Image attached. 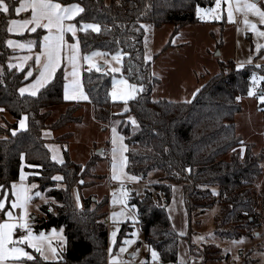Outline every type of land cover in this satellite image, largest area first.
<instances>
[{
  "label": "trees",
  "instance_id": "1",
  "mask_svg": "<svg viewBox=\"0 0 264 264\" xmlns=\"http://www.w3.org/2000/svg\"><path fill=\"white\" fill-rule=\"evenodd\" d=\"M9 13L0 12V114L12 119L0 125V184L9 190L25 168L29 182H37V189L53 198L39 206L41 214H32L31 228L35 232L51 228L63 229L66 243L60 251L62 260H43L30 246L27 251L35 261L24 264H106L108 259V227L106 225L107 198L97 202L94 196L82 198L78 206L73 188L84 186L83 176L93 174V168L102 159L97 152L84 163H76L64 149V163L51 159V152L43 130H59L71 123L81 122L79 112L84 101L64 99L65 75L60 67L51 81L36 96L19 88L31 77L27 68L10 67L13 50L8 46L9 20L17 17L14 10L18 0H6ZM59 3H79L85 11L73 19L77 23H97L100 32L78 30L83 54L93 51L124 55L122 74L144 85V91L127 105L112 100L110 91L114 74L95 69L83 71V82L89 95L87 102L94 106L95 117L108 121L118 119V129L127 145V170L138 176L139 182L129 185L128 204L134 208L145 243L159 253V264H180L178 258L180 235L173 226L168 206L173 198V183H181L189 214L220 202L215 218V233L223 238L247 235L252 227L261 225L258 198L264 202V191L257 192L256 181L263 174L264 154H255L238 133L236 114L242 110V99L248 94L252 77L264 76V65L247 64L239 67L233 59L220 64V71L211 76L190 101L154 100L153 85L158 82L145 62V23L161 26L177 25L176 31L187 23L199 21L198 6L212 5L214 0H58ZM81 17L83 18L81 20ZM80 22V23H78ZM45 29L25 33L23 39H34L40 49ZM231 66V67H229ZM27 77V78H26ZM264 88V82L259 84ZM237 97H240L238 100ZM61 114L50 121L57 107ZM121 107L115 111L114 107ZM127 107V111L125 108ZM258 108L264 112V103ZM27 117V127L18 128V122ZM129 117H134L133 125ZM3 118H5L3 116ZM16 134L13 135V131ZM66 132L55 138L65 140ZM245 145L243 155L241 147ZM240 149V150H239ZM104 149L102 150V152ZM21 154L24 159L21 160ZM41 165L42 167H28ZM190 169V171H189ZM162 171L156 181L145 182L147 175ZM35 173H39L36 175ZM61 174L63 185L58 186L52 177ZM139 183V184H138ZM217 189L218 191L213 192ZM2 196V192H1ZM122 225L118 235L120 244L131 234H124ZM214 245V244H213ZM198 247V251L196 248ZM211 244L197 246L190 240V253L200 258L196 263L218 262L224 257L221 248L208 258ZM196 251V252H195ZM205 252V253H204ZM149 255L147 256V262ZM200 260V261H199Z\"/></svg>",
  "mask_w": 264,
  "mask_h": 264
},
{
  "label": "rangeland",
  "instance_id": "2",
  "mask_svg": "<svg viewBox=\"0 0 264 264\" xmlns=\"http://www.w3.org/2000/svg\"><path fill=\"white\" fill-rule=\"evenodd\" d=\"M255 2H257L261 8H264V0H255ZM197 8H215V0L212 5L198 6ZM201 15H203V13ZM220 16L221 18L218 20L212 19L210 16L205 17L204 19H202L201 16H198V22L180 25L181 27L178 31H176L177 25L171 23H165L161 26H154L150 23L144 24L149 26L147 29L144 28V57H146V55L152 57L151 60L145 58V62L148 63L151 74L153 75V73H155L153 76L158 79V82H156L152 88V97L154 100L160 98H165L171 101L192 100L202 85L206 83L211 76L220 71V64L222 61L226 63L227 60L233 59L236 61L237 65H264V48H261L260 50H257L256 48L258 43L264 44V37H258L252 32L249 26H246L243 23L245 14L240 11H234V19L229 21L227 18V4L222 0ZM247 19L256 23L261 30H264V24L260 23L259 17L255 14L248 13ZM70 22L74 23L73 20ZM65 39L68 43H74L78 39V31L76 37H72L71 33H66ZM217 51L220 52L219 55L217 54ZM80 54L81 57L85 55L81 51V46ZM94 59L99 65H101V71H110L111 67L119 66L115 61H112L111 54L98 56ZM105 61L112 62L111 64H106ZM123 66L124 58L122 60V71ZM85 68L89 69V65L81 58L79 81L83 87L84 93L87 94L89 99V95L83 82V71ZM63 71L64 75L66 71L68 73H71L72 71L71 65L67 63L66 59L64 61ZM113 74V78L115 79H119L121 76V73ZM123 77L126 78L129 83L141 84L128 79L124 75ZM73 80L74 78L71 75H68L67 79H65V84L67 83L70 86V93L73 91ZM261 88L263 87L257 85V93H259ZM112 89L113 83L111 91ZM138 95H136V97ZM88 99L73 100L86 102L84 103L83 108L78 112L82 115V121L71 123L59 129L57 132L59 136L64 135L66 132H71V135L68 138L65 140H58L57 142L62 145L63 150L66 149L70 152V155L76 160V163L86 162L97 152L98 148H103V152H108L113 148V144L111 143L113 127L117 129L119 135L123 136L118 129L119 120H98L95 117L94 106L90 102H87ZM131 100L132 99L128 100L127 104ZM116 101L122 102L123 105L121 106L127 105L124 101ZM259 101L258 94L253 96L247 94L244 96L242 99V110L236 114L235 121L238 133L242 136L244 143L253 147V153L264 154V112L258 108ZM63 107H57L56 111L53 112V115L50 118L51 122L57 119L61 114ZM114 108L115 111L121 109V107L117 106ZM5 119L7 121L10 120L9 118ZM5 119L0 117L1 126L6 125ZM245 147L246 146L243 145L240 148L242 152ZM103 152H101L102 157L100 158L102 160L93 168V174L89 172V175L83 176L85 185H76L73 188L76 203L78 206H82V198L87 196H94L97 199V202L107 198L105 206L107 214L105 221L109 234L108 259L106 264H113L112 258L114 256L119 257L117 264H158L159 259L153 261L151 258L152 248L149 247L143 239V232L139 224H137L136 212L134 208L128 204V196L126 204H121L119 202L115 204L113 203V193L115 192L119 198L121 188L111 186V182L120 183L121 185L122 183L119 180L112 179L110 156L108 155L105 157ZM262 165L263 174L255 183V189L257 192L264 191V160ZM124 171L128 176H134L128 172L127 167H125ZM161 174L162 171L160 170L152 171L147 175L144 181H156ZM55 176L62 175L57 173ZM139 180L140 178L138 180H131L127 177L123 179V187L128 191V194L129 185L137 183ZM56 182L58 186L63 185L60 180ZM33 184L38 186L37 182H33ZM35 189H37V187ZM215 191L217 192L218 190L215 189ZM35 192L37 191L35 190ZM38 192H40L42 196L36 198H42L43 203L53 200V198L46 195V192ZM257 202L261 206L264 204L259 198ZM186 205L182 184L173 183V198L168 206V211L173 221V226L180 235L178 252V258L181 262L180 264H207L200 262L196 263L199 258L200 260H203V257L201 258L199 256L197 259L195 256L198 254L191 255L190 240L197 246L211 244V253L207 255L208 258L210 256H215V249L221 248L224 257L220 258L218 262H209L212 264H264L263 210L259 212L258 217L259 221L262 222L260 226L252 227L251 231L243 237L223 238L215 233V218L220 212V202L207 208L204 212L197 209L192 214H189ZM13 211L15 214H20V210L18 209ZM121 211H124V216L113 217L112 214L114 212L119 213ZM35 214H41V211L39 210L35 212ZM30 221L31 220L29 219V224L31 223ZM122 225L125 226L124 234L131 235L126 237L119 244L118 235ZM21 231L24 232L23 229H21ZM55 231L56 233H60V231ZM114 231L116 232L115 238H113L112 235ZM42 233L49 237L52 247H56L58 251L61 250V241L58 236L51 233ZM23 234L26 233L24 232ZM33 234L38 236L40 232L38 234L33 231ZM200 237H203V239H200ZM126 240H131L133 243L125 244L124 242ZM19 246L25 247V250L27 251L29 245L22 244ZM122 247L126 248V251L120 252ZM196 251H198V247L196 248ZM148 255L149 262H147Z\"/></svg>",
  "mask_w": 264,
  "mask_h": 264
},
{
  "label": "snow or ice",
  "instance_id": "3",
  "mask_svg": "<svg viewBox=\"0 0 264 264\" xmlns=\"http://www.w3.org/2000/svg\"><path fill=\"white\" fill-rule=\"evenodd\" d=\"M222 0H215V8L201 9L197 8V15L201 16L202 19L210 16L212 19H220ZM227 4V18L229 21L234 19V11H240L245 14L243 23L249 26L258 37H264V30H261L256 23H253L247 19L248 13H253L259 17L260 23L264 24V8H261L255 0H224ZM16 13L31 10V16L28 19L17 20L12 19L9 21L7 31L9 33H18L23 31H30L33 33L37 32V29L47 30V34L43 36V43L40 45L42 51L35 54V63L39 65L37 68L38 75L35 77L31 84L26 85L19 89L21 95L29 93L32 96H36L38 91L44 87L54 76L56 70L61 66V63L66 59L67 63L71 65V73L65 72V79L68 75H71L74 80L72 81L73 91L69 92V84L64 86V99L66 100H87L88 96L83 91V87L80 84V60L81 58L89 65V71L93 68L97 72L101 71V65H99L95 57L110 55L109 53L93 51L81 57L79 40L77 39L74 43H68L65 39L66 33H71L72 37H76L77 31L87 32L89 29L100 32L101 26L97 23H80L79 29L77 23H72L75 17L80 16L85 9L79 3H68L62 4L58 0H19V6L14 7ZM10 4L6 0H0V12L9 13ZM203 13V15H201ZM83 18L81 17V20ZM142 27L148 28L149 26L143 25ZM147 43V42H146ZM7 44L10 47L27 48L31 50L36 46V41L28 40L27 42H20L18 40L9 39ZM257 50L264 48V44H257ZM112 55V61H115L116 67H111V73H121L119 79L113 78V89L110 93L111 98L116 101H124L127 104L128 100L134 99L136 95L144 91L143 84L129 83V81L123 77L122 74V60L123 56L127 55L118 50ZM147 60H151L150 55H146ZM32 59L30 56H25L24 60L27 61ZM112 61H105L106 64H111ZM16 67V65H11ZM22 67V65H21ZM243 67V65H239ZM32 71H28L27 76L31 77ZM155 75V73H153ZM27 78V77H26ZM253 85L248 90V95H259V100L264 103V88H261L257 93V85L264 82V76L252 77ZM239 100L240 97H237ZM127 107L125 111H127ZM132 124H136L134 117H129ZM27 117L22 118L19 121V129H25ZM16 134V130L13 131V135ZM124 137L119 135L115 127L112 128V179L119 180L122 183L120 189V197L113 193V203L126 204L128 191L123 187V179L127 177L131 180H138L137 176H128L124 171L128 157L124 155L127 152V145L123 143ZM50 149L53 150L51 159L60 164L64 163L63 158L58 153L55 146L49 145ZM117 152L120 153L119 160L117 159ZM243 155V152H241ZM24 154H21V160H23ZM28 167H42L41 165H28ZM190 171V169H189ZM39 175V173H35ZM27 173L21 169L19 175V182H12L10 185L11 198L9 197V190L5 189V185L0 184V212L4 214L6 219L0 221V264H24V260L35 261L36 257L31 252L26 251L25 247L19 246L27 244L31 248L35 249L39 253L40 257L45 260H62L63 257L60 251L56 247H52L51 240L45 236L44 233H40L38 236L33 234V230L29 224V211L28 207L32 201L33 195L40 197V192H34L33 189L37 187L35 184L25 183ZM53 180H63L62 176H54ZM215 192V190H213ZM78 199V196H77ZM20 210V214H14L13 210ZM113 217L124 216V211L119 213H113ZM127 218V217H126ZM17 229H23L26 234L14 237V233ZM183 234V233H182ZM53 235L58 236L61 241L60 249L62 250L66 243V238L61 233H56L53 230ZM113 238L116 236V232L112 233ZM203 239V237H200ZM115 242V240H114ZM125 244H131L133 241L126 240ZM126 251V248L122 247L120 252ZM151 258L153 261L159 259V253L155 249H151ZM113 264H117L119 260L118 256H114Z\"/></svg>",
  "mask_w": 264,
  "mask_h": 264
},
{
  "label": "crops",
  "instance_id": "4",
  "mask_svg": "<svg viewBox=\"0 0 264 264\" xmlns=\"http://www.w3.org/2000/svg\"><path fill=\"white\" fill-rule=\"evenodd\" d=\"M19 6V0H18V3H17V5H16V7H18ZM17 14V17H13V18H11L10 20H12V19H17V20H23V19H28V18H30V16H31V10H26V11H24V12H20V13H16ZM9 20V21H10ZM8 26H9V23H8ZM38 30V29H37ZM32 33V32H30V31H23V32H18V33H9L10 34V36L8 37V39L7 40H9V39H13V40H18V41H20V42H22V43H24V42H27L28 40H33L34 41V39H23V38H21L20 36L21 35H23V34H25V33ZM47 32V31H46ZM45 34H47V33H45ZM44 34V35H45ZM43 35V36H44ZM43 43V39H42V41H41V44ZM10 47V46H9ZM12 50H13V54L11 55V57H10V61H9V65H10V67H12L11 65H16V68L17 69H19V70H21V69H24V68H26V67H28L27 68V71H26V76H27V73H28V71H32V73H33V75L31 76V78L28 80V81H26L24 84H22L21 85V87L20 88H22V87H25L26 85H28V84H31L32 82H33V80L35 79V77L39 74L38 73V71H37V68H39V65H37L36 63H35V54L36 53H38V52H40V51H42V48L40 47V49L39 50H37L36 49V47H34V48H32L31 50H29V49H27V48H20V47H10ZM25 56H30V57H32V59H29V60H27V61H25L24 60V57ZM65 61V60H64ZM64 61L61 63V66L60 67H63L64 66ZM21 65H22V67H21ZM59 67V68H60ZM58 68V69H59ZM57 69V70H58ZM56 70V71H57ZM56 73V72H55ZM55 75V74H54ZM28 77V76H27ZM54 77V76H53ZM52 80V79H51ZM50 80V81H51ZM19 88V89H20ZM39 92V91H38ZM27 94H29V93H27ZM2 110V108H0V111ZM3 116L5 117V118H9L10 120L12 119V117L9 115V114H7V113H4L3 115H1L0 114V117H2L3 118ZM24 117H26L25 115L22 117V118H24ZM4 118V119H5ZM21 118V119H22ZM20 119V120H21ZM19 120V121H20ZM26 125H27V120H26ZM18 128H19V122H18ZM59 130H53V129H51V128H46V129H44L43 130V136H44V138L47 140V146H49V145H52V146H55L56 147V149L58 150V153L60 154V156L63 158V160H64V150H63V147H62V145L59 143V142H57V140L55 139V138H57L59 135H58V132ZM58 135V136H57ZM112 143V142H111ZM124 144L126 145V143H125V139H124ZM49 148V147H48ZM49 150H50V152H51V157H52V154H53V150L52 149H50L49 148ZM109 152V159L111 160V162H110V165H111V168H112V157H113V152H112V148L108 151ZM117 159L119 160V158H120V153L119 152H117ZM124 155H126L127 156V154H126V152L124 153ZM71 156V159L72 160H74L73 159V157H72V155H70ZM74 161H76V160H74ZM126 167H127V165H126ZM23 171L25 172V173H27V171L25 170V168H24V166H23ZM28 174V173H27ZM15 182H19V179L17 180V181H15ZM25 183H27V184H33V182L31 183V182H29V180H28V175H27V177H26V180H25ZM34 190V189H33ZM32 190V191H33ZM35 191H33V193H34ZM84 195V194H83ZM0 196H1V192H0ZM37 196H35V195H33V198H32V201H31V203H30V205H29V207H28V211H29V216H30V220H31V217H32V214L33 213H35V212H37V211H39V206L43 203V199L42 198H36ZM0 221H2V220H4V219H6V217L4 216V214L2 213V212H0ZM14 214H15V212H14ZM53 230H57V231H60V233L62 232V234L64 235V233H63V229H56V228H51L50 230H48V231H41L40 233H42V232H45V233H51V234H53ZM23 231H21V229H17L16 230V232L14 233V237H18V236H20V235H23ZM36 233H38L39 234V232H36ZM9 264H11V262H9ZM191 264H194V263H191ZM207 264H212V263H207ZM218 264H220V263H218Z\"/></svg>",
  "mask_w": 264,
  "mask_h": 264
},
{
  "label": "built area",
  "instance_id": "5",
  "mask_svg": "<svg viewBox=\"0 0 264 264\" xmlns=\"http://www.w3.org/2000/svg\"><path fill=\"white\" fill-rule=\"evenodd\" d=\"M103 155L106 157L109 154H108V152L105 151V152H103ZM111 186H115L116 188H121L122 187V185L120 183H115V182H111Z\"/></svg>",
  "mask_w": 264,
  "mask_h": 264
},
{
  "label": "water",
  "instance_id": "6",
  "mask_svg": "<svg viewBox=\"0 0 264 264\" xmlns=\"http://www.w3.org/2000/svg\"><path fill=\"white\" fill-rule=\"evenodd\" d=\"M217 54L219 55V54H220V52H219V51H217ZM102 150H103V148H98V149H97V153H101V152H102Z\"/></svg>",
  "mask_w": 264,
  "mask_h": 264
}]
</instances>
